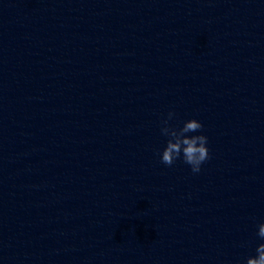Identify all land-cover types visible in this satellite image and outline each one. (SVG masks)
Instances as JSON below:
<instances>
[{
    "label": "clouds",
    "instance_id": "obj_1",
    "mask_svg": "<svg viewBox=\"0 0 264 264\" xmlns=\"http://www.w3.org/2000/svg\"><path fill=\"white\" fill-rule=\"evenodd\" d=\"M174 116L169 112L168 120ZM168 120L163 121L161 133L169 139L166 146L160 154L161 162L171 166L181 156L186 164L191 166L193 173H199L201 165L209 159V150L207 147L208 138L203 134L188 135L189 133H198L203 125L196 119H190L183 123L182 127H173L168 124ZM257 235L264 239V223L258 225ZM257 255L249 257L246 264H264V243L256 248Z\"/></svg>",
    "mask_w": 264,
    "mask_h": 264
}]
</instances>
